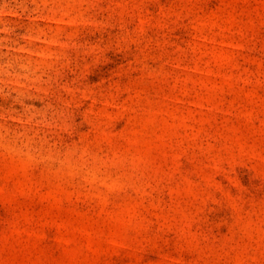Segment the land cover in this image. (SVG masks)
Returning a JSON list of instances; mask_svg holds the SVG:
<instances>
[{
	"label": "rangeland",
	"instance_id": "374dc122",
	"mask_svg": "<svg viewBox=\"0 0 264 264\" xmlns=\"http://www.w3.org/2000/svg\"><path fill=\"white\" fill-rule=\"evenodd\" d=\"M0 264H264V0H0Z\"/></svg>",
	"mask_w": 264,
	"mask_h": 264
}]
</instances>
